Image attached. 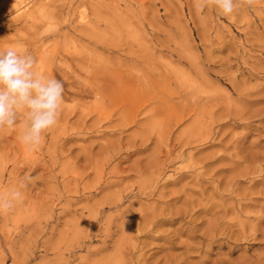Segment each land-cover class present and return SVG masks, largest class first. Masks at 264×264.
<instances>
[{"label":"rangeland","instance_id":"rangeland-1","mask_svg":"<svg viewBox=\"0 0 264 264\" xmlns=\"http://www.w3.org/2000/svg\"><path fill=\"white\" fill-rule=\"evenodd\" d=\"M197 4L0 0L64 85L39 146L0 129V264H264V0Z\"/></svg>","mask_w":264,"mask_h":264},{"label":"clouds","instance_id":"clouds-1","mask_svg":"<svg viewBox=\"0 0 264 264\" xmlns=\"http://www.w3.org/2000/svg\"><path fill=\"white\" fill-rule=\"evenodd\" d=\"M245 2L251 6L253 0ZM209 3L227 16L233 13L236 0H198L197 7L202 10ZM36 62L33 55L19 46L0 51V129L14 127L17 111L25 110L28 123L21 140L30 148L39 146L42 133L57 123L64 91L61 80L34 76ZM21 184L27 186L26 180H21ZM20 197L19 190L12 191L7 199L0 197V212L10 211Z\"/></svg>","mask_w":264,"mask_h":264}]
</instances>
